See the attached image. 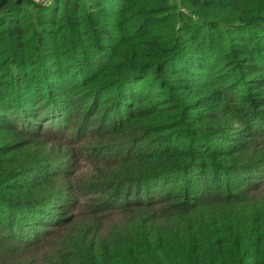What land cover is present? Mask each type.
<instances>
[{
	"label": "trees",
	"instance_id": "16d2710c",
	"mask_svg": "<svg viewBox=\"0 0 264 264\" xmlns=\"http://www.w3.org/2000/svg\"><path fill=\"white\" fill-rule=\"evenodd\" d=\"M0 264H264V0H0Z\"/></svg>",
	"mask_w": 264,
	"mask_h": 264
},
{
	"label": "rangeland",
	"instance_id": "374dc122",
	"mask_svg": "<svg viewBox=\"0 0 264 264\" xmlns=\"http://www.w3.org/2000/svg\"><path fill=\"white\" fill-rule=\"evenodd\" d=\"M71 127H73L72 125H71ZM173 132V138H172V140L169 142L170 144H174V143H177L178 142V135L176 134V132L175 131H172ZM89 140H93V139H91L90 137H89ZM210 142H219V143H222V144H224V143H227L228 141L227 140H222V141H218V140H210ZM142 146V142H140V143H138L136 146H135V148H137V147H141ZM122 150H124V148H122ZM84 165L83 166H81V168H80V172H83V171H85V170H87L88 168H89V161H86L85 163H83Z\"/></svg>",
	"mask_w": 264,
	"mask_h": 264
}]
</instances>
